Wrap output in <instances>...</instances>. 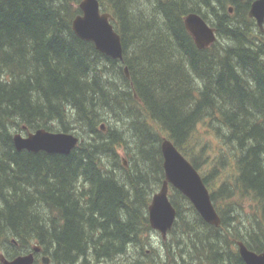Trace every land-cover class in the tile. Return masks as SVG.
Instances as JSON below:
<instances>
[{
  "label": "trees",
  "instance_id": "obj_1",
  "mask_svg": "<svg viewBox=\"0 0 264 264\" xmlns=\"http://www.w3.org/2000/svg\"><path fill=\"white\" fill-rule=\"evenodd\" d=\"M99 1L123 61L75 33L81 0H0V264L35 246V264H246L238 240L264 249V32L224 0ZM190 12L216 28L210 46L186 29ZM201 127L222 143L211 160ZM39 128L80 141L69 154L15 147L16 132ZM164 138L198 170L215 158L202 176L221 224L172 188L170 234L185 233L184 245L137 257L130 247L141 253L157 233L149 205L165 178Z\"/></svg>",
  "mask_w": 264,
  "mask_h": 264
},
{
  "label": "water",
  "instance_id": "obj_2",
  "mask_svg": "<svg viewBox=\"0 0 264 264\" xmlns=\"http://www.w3.org/2000/svg\"><path fill=\"white\" fill-rule=\"evenodd\" d=\"M81 13L72 23L75 33L86 41H91L95 47L105 55L118 60H124V46L121 34L113 23L114 16L108 11H102L99 0H81ZM230 7V11H232ZM250 15L258 19L261 24L264 19V0H256L250 9ZM186 29L191 33L199 48L210 46L216 41L217 35L213 27L201 14L188 13L184 18ZM126 74L129 76L128 68ZM102 129L105 125L102 124ZM80 138L68 131H50L39 128L23 136L20 132L14 134V144L18 150L46 151L49 153L69 154L77 146ZM163 154V167L165 178L161 187L152 197L149 205V220L151 227L159 231L164 239L168 231L172 229L177 210L170 199V186L181 191L194 205L203 219L214 226L221 224L210 190L204 182L202 174L194 164L178 149L169 138L161 142ZM125 164L127 161L124 160ZM239 253L246 264H264V249L260 252L250 249L244 241L238 240ZM39 246L27 254H20L9 259L1 256L4 264H34L35 252H39ZM50 258L44 256L42 261L48 263Z\"/></svg>",
  "mask_w": 264,
  "mask_h": 264
},
{
  "label": "rangeland",
  "instance_id": "obj_3",
  "mask_svg": "<svg viewBox=\"0 0 264 264\" xmlns=\"http://www.w3.org/2000/svg\"><path fill=\"white\" fill-rule=\"evenodd\" d=\"M225 5H226V8L227 9L230 6L229 4H226V3H225ZM232 13H234V11ZM232 13H230V14H232ZM107 116L108 117H106V118L109 119V121L111 122V125L123 126V122L122 123H120V122H115L114 123V117H112L111 114L108 113ZM104 125H106V124L104 123ZM105 128H106V126H105ZM34 131L35 130H31V131H29V130H20L18 132H20V134H22L23 136H27L29 132H34ZM199 132H202L203 135H205L204 137H202L203 143H206V142L208 143L207 144V150L209 151V154L208 155L206 154L207 157L209 156L208 157V160H211V158H213V157H217L218 156L217 154L220 152V146L222 145V143L219 141V139L217 137H215L211 133L210 130L207 131L205 128L201 127L199 129ZM207 132H209V133H207ZM72 133H74V131ZM75 134H76V132H75ZM130 135H132V133H130ZM200 139H201V137H200ZM203 143H202V145H203ZM119 154L121 155V157L124 160H126V152H125V150L123 148L119 149ZM214 160H215V158L212 159V161H209V163L212 164L214 162ZM209 163H207L205 166H203V168H201V170H199L201 174H203V172H205V171H207V169H209V166H210ZM229 167H226L223 170V173L220 174L218 180H220V178L222 179V178L225 177L226 170L228 172ZM214 184L216 185V182H214ZM239 210H240V219L244 220V222H247L248 217L250 216V212L253 210V208L250 207V203L249 202H246L245 203V208L239 209ZM172 229H173V227H172ZM172 229H170L168 231V235H167V238L166 239H163L162 238L160 232L153 233L152 236H151V238H150V240H148L147 243H146V244H149V245L148 246H145L144 247V251L142 250L141 253H138V250H137L138 247L132 245L130 247V251H129L130 254L132 253V254H135L137 257H146L147 258V257L156 256L157 254H155L154 251L155 252L158 251L159 253L160 252L162 253L163 250H164V248H166L167 246L169 248L171 247L173 249H176L178 246H183L184 245L183 242L185 240V236H184L185 233H174V234L172 233V234H170V232H171ZM174 236H177L178 238H180L181 241H179V245H176V238ZM163 241H167V242H163ZM165 244H167V246H165ZM111 263L112 262L106 263V264H111ZM38 264H46V263H44V262H42L40 260ZM47 264H50V260H49V262Z\"/></svg>",
  "mask_w": 264,
  "mask_h": 264
},
{
  "label": "flooded vegetation",
  "instance_id": "obj_4",
  "mask_svg": "<svg viewBox=\"0 0 264 264\" xmlns=\"http://www.w3.org/2000/svg\"><path fill=\"white\" fill-rule=\"evenodd\" d=\"M254 1L256 0H224V4H229V12L232 13L234 11L235 8H237V6L241 7V8H245L247 9V16L252 20H250V22H248V26L250 28H252V30L254 31H258L261 30L262 32H264V19L262 21V23L260 24L258 19L254 16L250 15V9L251 6L253 5ZM230 7H232V11H230ZM216 29V28H215ZM40 253V252H39Z\"/></svg>",
  "mask_w": 264,
  "mask_h": 264
},
{
  "label": "bare ground",
  "instance_id": "obj_5",
  "mask_svg": "<svg viewBox=\"0 0 264 264\" xmlns=\"http://www.w3.org/2000/svg\"><path fill=\"white\" fill-rule=\"evenodd\" d=\"M263 28H264V27H263ZM263 30H264V29H263ZM196 45H197V44H196ZM127 68H128V67L125 65V66H124L125 74H126V72H127V71H126ZM128 73H129V70H128ZM126 76H127V74H126ZM127 77H128V78L130 77V73H129V76H127ZM135 96H137V95L135 94ZM6 258H7V257H6Z\"/></svg>",
  "mask_w": 264,
  "mask_h": 264
}]
</instances>
